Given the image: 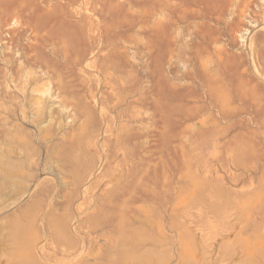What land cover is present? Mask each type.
<instances>
[{
    "label": "rangeland",
    "instance_id": "obj_1",
    "mask_svg": "<svg viewBox=\"0 0 264 264\" xmlns=\"http://www.w3.org/2000/svg\"><path fill=\"white\" fill-rule=\"evenodd\" d=\"M184 1L218 102L161 0H0V264H264V1Z\"/></svg>",
    "mask_w": 264,
    "mask_h": 264
},
{
    "label": "bare ground",
    "instance_id": "obj_2",
    "mask_svg": "<svg viewBox=\"0 0 264 264\" xmlns=\"http://www.w3.org/2000/svg\"><path fill=\"white\" fill-rule=\"evenodd\" d=\"M161 1H162L161 9L163 11V12L161 11L162 12V18L164 17V20H162V18H161V23L166 28L167 27L166 25H167L168 19H169L170 25L172 26V28L175 27V28H173V31H172L173 42L175 43V47L173 48V51H175L177 53L178 49L182 48L181 45L185 44L186 49L191 53L192 58L195 59V62H192L193 67L196 69L195 73L199 72L203 75L201 80H202V82H204V85L206 86L209 99L211 101L218 102L219 97H221V96H219V92H218V90H216V87H215V79L214 78H216V77L211 75L212 69L208 64V60L202 55L203 53H202L201 48H200L201 43L200 44L194 43V40L197 38V36L200 32L199 29L202 28L203 25H205V23H206L204 21V19L201 22L200 21L196 22V19H194V18L197 17L198 15H202V16L206 17V14L204 13V11L201 8H197V7L191 8V6L184 0H182V1H179V0H161ZM199 1L200 0H196L195 5H199ZM234 1H236V0H233L232 3L230 4V6L233 4ZM245 1H246L245 6L247 8L250 7V1L251 0H248V1L245 0ZM240 2H239V4L238 3L237 4L240 5ZM228 6H229V4H228ZM231 7H230V10H232ZM242 8L243 7H240L239 9H241V10H239V11L241 14L244 15L246 10H245V8L244 9H242ZM260 8H261V11L263 12L264 11V3L261 5ZM166 11H168V13ZM233 11H235V9H233ZM246 15L247 14H245V16ZM240 17H243V16L240 15ZM191 19H194V20H191ZM221 19L222 18L219 16L217 22L221 21ZM181 22H183V23L188 22V25L182 26ZM183 30L186 31L187 33H189L190 35H192L191 38H189L187 41H183V39L181 37ZM170 33H168V34H170ZM204 37H206V36L204 35ZM204 43L207 44L209 51L210 50L213 51V54H219L220 53L221 47L219 46L217 38L213 37L211 42L204 40ZM35 63H37V62H35ZM201 68L204 71L201 70ZM197 82H198V80H197ZM214 94H216V96ZM220 95H221V93H220Z\"/></svg>",
    "mask_w": 264,
    "mask_h": 264
}]
</instances>
